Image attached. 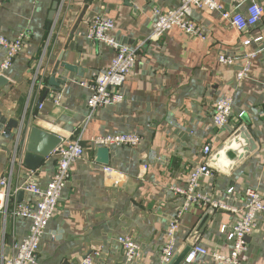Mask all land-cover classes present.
<instances>
[{
    "label": "crops",
    "instance_id": "obj_1",
    "mask_svg": "<svg viewBox=\"0 0 264 264\" xmlns=\"http://www.w3.org/2000/svg\"><path fill=\"white\" fill-rule=\"evenodd\" d=\"M55 1L0 0V32L10 38L22 30L29 34L6 72L9 82L0 90V113L7 123L0 130L4 175L14 187H24L31 169L22 160L33 127L57 134L63 144L81 135L86 146L85 156L71 165L70 179L40 242L37 264H79L89 254L93 264H160L162 248L169 239V223L183 204L171 187L187 186L192 168L206 159L214 175L202 179L203 190L241 211L234 214L193 205L180 219L175 253L199 231L196 246L229 254L233 242L222 234V226L230 230L240 219L249 188L264 192V53L254 59L246 77H237L242 56L263 46L244 41L264 36V13L256 25L238 30L222 12L196 8L193 19L203 36L172 27L160 39L145 42L122 88L124 100L99 107L86 122L91 90L81 82H91L95 74L106 69L114 53L110 46L88 38L95 16L114 19L116 38L135 45L152 33L155 8H176L180 0H59L51 21ZM218 1L232 13H248L246 0ZM261 4L264 8V0ZM221 51L234 56L235 64L220 62ZM6 52L0 46V62ZM64 64L78 66L82 75ZM52 76L60 86L46 92ZM58 92L62 93L59 105L53 101ZM229 96L233 98L230 122L218 128L213 119L214 104ZM11 120L19 125L14 127ZM243 125L257 147L244 160L232 162L230 157L235 154L220 148L233 130ZM124 132L138 133L143 140L135 147H110L107 165L115 173L107 175L105 164L96 161L92 137ZM206 144L213 149L208 158L203 151ZM57 150L36 171L35 181L41 186L56 170ZM231 187L234 191L230 194ZM22 191L18 200L36 202V195ZM30 226L31 221L21 216L1 217L0 264L15 254V245L28 235ZM127 234L142 248L133 262H127L118 240ZM241 262L264 264V211L258 215ZM180 264L214 261L199 253Z\"/></svg>",
    "mask_w": 264,
    "mask_h": 264
},
{
    "label": "built area",
    "instance_id": "obj_2",
    "mask_svg": "<svg viewBox=\"0 0 264 264\" xmlns=\"http://www.w3.org/2000/svg\"><path fill=\"white\" fill-rule=\"evenodd\" d=\"M248 13H232L226 10L224 4L218 0H180L176 8L166 10L155 8V21L153 30L149 37L135 45L124 44L120 42L114 33L115 21L112 18L96 15L90 25L88 38L93 42H102L114 49V56L110 65L97 74L92 82H81L82 85L89 87L91 95L87 100L89 113L86 122L92 117L96 109L102 106L117 105L124 100L122 88L134 69L138 60V54L141 52L143 44L152 40H158L166 31L172 27H180L186 34L202 37V28L193 19V12L196 8H207L218 10L224 17L231 20L238 30H243L248 26H254L258 23L264 13L261 0H246ZM29 38L27 30H22L19 34L10 38L0 32V46H3L7 52L4 60L0 62V76L6 75L11 68L15 58L22 51L25 42ZM252 41L261 43L263 46L259 50L245 53L243 64L237 71V77L242 79L246 77L251 69L254 59L264 53V36L247 38L244 43L250 44ZM218 59L227 65H234L236 58L230 56L224 51L219 52ZM39 73V70H38ZM37 77V76H36ZM55 104L59 105L62 101V93L58 92L53 97ZM42 106L41 104L39 105ZM233 111V98L231 96L219 99L214 104L213 119L218 128L226 127L231 119ZM143 137L138 133L124 132L117 134H102L92 137L93 148L139 145ZM204 154L210 156L213 153L212 146H204ZM56 156V170L50 181L41 186L35 181L36 170L31 169L28 172V179L24 187H14L10 178L4 175L0 168V221L2 216H21L31 221L28 235L15 245V254L9 257L5 264H37V255L40 242L47 230L48 224L53 217L59 204L62 192L67 186L71 176V165L81 159L86 154V146L82 143V136L75 140L61 144L58 147ZM264 162V153L263 158ZM107 175L115 173L110 165L104 166ZM214 170L208 159L196 165L189 173L187 186H172L171 189L175 195L183 200V204L171 220L168 227V242L161 251L160 264H168L176 248V231L179 227L180 219L183 214L190 210L193 205L220 208L239 213L241 210L229 203L219 201L214 198L211 192H206L202 187V179L212 177ZM24 189L37 196L35 203L18 200L19 193ZM231 187L228 193H232ZM247 203L240 219L232 226L230 230L227 226H222L221 232L224 236L233 242V249L229 254L209 251L206 248L197 246L191 250L187 259L192 260L197 254L203 253L211 256L214 264H242L241 257L248 249V238L254 232L258 224V215L264 211V192L258 189L249 188L246 192ZM122 248L125 251L127 262H133L139 258L141 253L140 244L130 235H123L118 238ZM92 254L87 255L79 264H93Z\"/></svg>",
    "mask_w": 264,
    "mask_h": 264
},
{
    "label": "water",
    "instance_id": "obj_3",
    "mask_svg": "<svg viewBox=\"0 0 264 264\" xmlns=\"http://www.w3.org/2000/svg\"><path fill=\"white\" fill-rule=\"evenodd\" d=\"M60 5V1L56 0L53 4V7L50 11L49 19L54 21L58 8ZM64 66L72 71L79 72L82 75V70L78 68V66H72L70 64H64ZM56 73V72H54ZM9 82L8 78L5 75L0 76V90ZM60 86L59 81H56L55 76H52L49 80V86L47 87L46 92L50 90L51 87L58 88ZM4 116L0 113V130L7 123L4 122ZM10 123L14 124V127L19 125L18 122H14L13 120ZM8 135V134H7ZM20 136L19 139L16 138L18 144H20ZM27 136V134H26ZM28 143L26 152L23 155L22 164L25 167L36 170L38 169L43 162L48 158L53 151L59 147V145L63 142V138L49 132L47 130H43L39 127H33L28 134ZM256 141L253 138V135L248 130L246 126H240L236 130H233L230 137L224 142L223 146L220 148L221 150H227L229 152H233L235 156L233 158L230 157V160L233 162H238L244 160L249 156L251 152L256 150ZM111 158V149L109 147H99L96 150V161L102 164H109ZM20 198L23 195V191L19 193ZM214 209L212 208L211 211ZM200 236L199 231H195L185 243L179 248V250L174 254L172 260L168 264H180L183 262L188 256L191 249L196 245L198 238Z\"/></svg>",
    "mask_w": 264,
    "mask_h": 264
},
{
    "label": "rangeland",
    "instance_id": "obj_4",
    "mask_svg": "<svg viewBox=\"0 0 264 264\" xmlns=\"http://www.w3.org/2000/svg\"><path fill=\"white\" fill-rule=\"evenodd\" d=\"M159 39H160V38H159ZM112 49H113V48H112ZM113 52H114V49H113ZM114 53H115V52H114ZM114 53H113V56H114ZM112 58H113V57H112ZM111 61H112V59H111ZM110 63H111V62H110ZM93 79H94V78H93ZM43 81H44V80H43ZM92 81H93V80H92ZM92 81H91V82H92ZM89 83H90V82H89ZM97 109H98V108H97ZM97 109H96V110H97ZM87 110H88V113H89L88 105H87ZM92 116H93V115H92ZM127 147H129V146H127ZM97 149H98V148H97ZM97 149H96V150H97ZM212 208H213V207H212ZM195 247H197V246L195 245L192 249H194ZM192 249H191V250H192ZM175 250H176V248H175ZM190 252H191V251H190ZM190 252H189V253H190ZM188 255H189V254H188ZM187 257H188V256H187ZM187 257H186V258H187ZM185 260H186V259H185Z\"/></svg>",
    "mask_w": 264,
    "mask_h": 264
}]
</instances>
